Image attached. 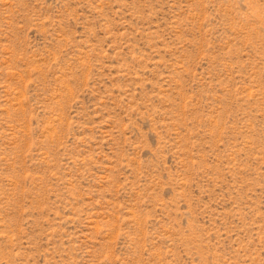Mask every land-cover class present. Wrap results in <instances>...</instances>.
Segmentation results:
<instances>
[{"label":"rangeland","instance_id":"obj_1","mask_svg":"<svg viewBox=\"0 0 264 264\" xmlns=\"http://www.w3.org/2000/svg\"><path fill=\"white\" fill-rule=\"evenodd\" d=\"M0 264H264V0H0Z\"/></svg>","mask_w":264,"mask_h":264}]
</instances>
